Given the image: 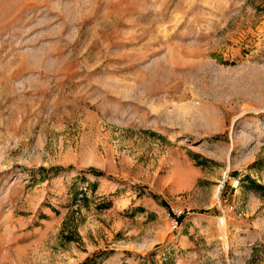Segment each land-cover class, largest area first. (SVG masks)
<instances>
[{"label":"rangeland","instance_id":"374dc122","mask_svg":"<svg viewBox=\"0 0 264 264\" xmlns=\"http://www.w3.org/2000/svg\"><path fill=\"white\" fill-rule=\"evenodd\" d=\"M260 185L264 0H0V264H264Z\"/></svg>","mask_w":264,"mask_h":264},{"label":"trees","instance_id":"16d2710c","mask_svg":"<svg viewBox=\"0 0 264 264\" xmlns=\"http://www.w3.org/2000/svg\"><path fill=\"white\" fill-rule=\"evenodd\" d=\"M94 173H95V174H100V172H94ZM260 187H264V186H261V185H260Z\"/></svg>","mask_w":264,"mask_h":264}]
</instances>
